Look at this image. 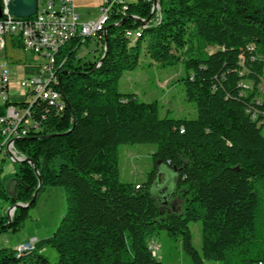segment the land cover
Instances as JSON below:
<instances>
[{"label":"trees","instance_id":"16d2710c","mask_svg":"<svg viewBox=\"0 0 264 264\" xmlns=\"http://www.w3.org/2000/svg\"><path fill=\"white\" fill-rule=\"evenodd\" d=\"M160 2L161 21L134 43L125 30L141 22L112 14L99 66L76 59L88 39L62 48L58 87L66 107L17 146L42 178L39 194L46 185L64 187L66 211L54 233L22 258L0 248V264H163L148 246L162 234L180 240L193 264H264V0ZM128 11L148 18L150 3H129ZM142 50L164 66L183 63L196 118L161 117L156 101L120 91ZM135 143L157 145L155 167L145 182H123L119 146ZM160 164L177 175L180 210L151 190ZM14 181L12 190L0 182V197L31 202L39 185L35 168L21 162ZM26 209L16 208L11 221L0 217V232L20 228ZM192 221L201 222V251L193 245ZM46 245L57 250V262L40 252Z\"/></svg>","mask_w":264,"mask_h":264},{"label":"built area","instance_id":"2783aa9c","mask_svg":"<svg viewBox=\"0 0 264 264\" xmlns=\"http://www.w3.org/2000/svg\"><path fill=\"white\" fill-rule=\"evenodd\" d=\"M12 1L0 0V182L6 163L27 158L17 141L38 135L49 114L60 113L66 107L58 87L60 69L65 63V59L58 61V56L66 43L77 37L82 41L94 37L101 50L106 49L103 39L114 12L123 19L130 17L141 22L139 27L125 30L132 43L145 28L162 19L160 0H146L151 7L149 20L129 14L128 0H103L97 15L89 20H82L75 0H37L36 13L27 18L13 15L9 7ZM22 49L34 55L37 62H23ZM100 64L97 59L96 65ZM14 209H8L9 217ZM36 241V237H31L18 243L15 257L20 259L33 250ZM148 246L156 258L161 257V245L156 239H150Z\"/></svg>","mask_w":264,"mask_h":264},{"label":"rangeland","instance_id":"374dc122","mask_svg":"<svg viewBox=\"0 0 264 264\" xmlns=\"http://www.w3.org/2000/svg\"><path fill=\"white\" fill-rule=\"evenodd\" d=\"M103 0H75L76 9L87 13L88 10L95 11L94 6L99 7ZM139 0H128L130 3H137ZM215 49L210 48V51ZM101 47L94 37L88 38L77 53L76 59L81 58V63H92L97 61ZM24 57L23 62L36 63L37 58L31 53L21 50ZM14 65L11 66L13 71ZM185 68L182 62L174 65L164 66L152 59L149 54L142 50L140 61L136 68L126 71L120 79L119 88L122 93H134L140 101L158 103L159 115L170 118L194 119L197 117V108L194 101L186 98L183 77ZM245 85L251 86V82L244 81ZM157 145L155 143L122 144L119 146V170L120 179L123 182H145L149 173L154 169L155 162L153 153ZM21 162L6 163L2 182L7 189L12 190L16 171L20 168ZM156 173L158 176L153 181L151 190L161 203L166 199L167 205L175 210L182 208L180 194L176 196L174 187L177 175L166 164H160ZM165 167V169H164ZM164 170V171H163ZM259 181H263L259 177ZM262 189V187H261ZM166 197V198H165ZM11 199L0 197V217H9L8 209L12 207ZM66 193L62 186L46 185L38 194L35 202L26 209V216L22 226L16 230L6 229L0 232V248H13L22 241H26L35 235L44 238L52 235L58 227L66 211ZM18 208V207H17ZM16 209V208H15ZM13 211V214L15 212ZM13 214L9 217L12 220ZM193 236V245L201 251V222H190ZM158 241L162 244L160 254L163 257V264H193L190 257L182 250L180 240L170 239L162 234ZM40 252L50 262L58 261L57 250L46 245ZM205 264H221L217 261L206 260Z\"/></svg>","mask_w":264,"mask_h":264},{"label":"water","instance_id":"95a60500","mask_svg":"<svg viewBox=\"0 0 264 264\" xmlns=\"http://www.w3.org/2000/svg\"><path fill=\"white\" fill-rule=\"evenodd\" d=\"M9 7H10V10L14 16L27 18V17H30L36 13L37 0H13L10 3ZM0 16H1V13H0ZM150 18H151V15L147 18V20H149ZM25 161L29 162L35 168V171L39 176V185H38L36 192L34 193V196L31 200V202L26 203V204L21 203V202H17L15 205H13L14 208L28 207L33 201L36 200V198L39 194L40 187L42 186V178L39 175V172H38L37 168L35 167L34 162L29 158H26Z\"/></svg>","mask_w":264,"mask_h":264},{"label":"crops","instance_id":"0c3cea01","mask_svg":"<svg viewBox=\"0 0 264 264\" xmlns=\"http://www.w3.org/2000/svg\"><path fill=\"white\" fill-rule=\"evenodd\" d=\"M94 7H96V8H95V11H90V10H88V12H87L86 14L78 10V12H79L80 15H81L82 20H89V19L94 18V17L97 15V13H98V7H97V6H94ZM160 167H162V166H160ZM160 167H159V168H160ZM164 169H165V167H164ZM163 171H164V170H163ZM162 175H163V173H161V174H159V175H156L155 178H158V176L160 177V176H162ZM165 198H166V197H165ZM167 198H168V197H167ZM167 198H166V199H167ZM166 199H163V200H165L163 204H168L167 201H166ZM31 237H36L37 240L42 239V238H39V237H37V236H35V235H33V236H31ZM15 246H16V245H15ZM15 246H14V247H15ZM14 247H13V248H14Z\"/></svg>","mask_w":264,"mask_h":264}]
</instances>
